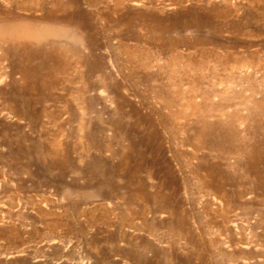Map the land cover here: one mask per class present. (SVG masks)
<instances>
[{
    "label": "rangeland",
    "instance_id": "rangeland-1",
    "mask_svg": "<svg viewBox=\"0 0 264 264\" xmlns=\"http://www.w3.org/2000/svg\"><path fill=\"white\" fill-rule=\"evenodd\" d=\"M35 1L0 0L65 20L0 33V264H264V0Z\"/></svg>",
    "mask_w": 264,
    "mask_h": 264
},
{
    "label": "bare ground",
    "instance_id": "bare-ground-1",
    "mask_svg": "<svg viewBox=\"0 0 264 264\" xmlns=\"http://www.w3.org/2000/svg\"><path fill=\"white\" fill-rule=\"evenodd\" d=\"M25 2L31 6H37L40 4L35 0H25ZM41 19L44 20L43 26L35 25L32 19L22 20V21L21 20L8 21V19L7 20L0 19V33L8 32L9 34L5 36V39L7 40L13 38L15 40H18L19 38L20 39L27 38L28 36H31L33 32L37 33L38 29L39 30L42 29L41 32L43 34L53 33L60 35V24L65 23L64 19L62 20L60 19V17H56L53 15L43 16ZM24 21H27L29 23L27 25H23L22 22Z\"/></svg>",
    "mask_w": 264,
    "mask_h": 264
}]
</instances>
